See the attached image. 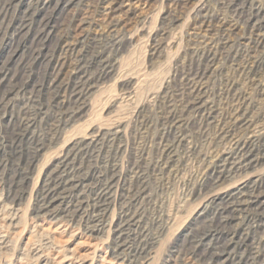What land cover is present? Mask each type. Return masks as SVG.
I'll return each mask as SVG.
<instances>
[{
  "label": "rangeland",
  "instance_id": "rangeland-1",
  "mask_svg": "<svg viewBox=\"0 0 264 264\" xmlns=\"http://www.w3.org/2000/svg\"><path fill=\"white\" fill-rule=\"evenodd\" d=\"M201 1L178 7L173 0H117L108 21L122 24L111 29L92 12L102 10L98 0H52L36 10L33 0H0V264H264V194L262 208L237 211L227 227L217 221L235 181L264 182V162L202 191L197 177L205 156L227 149V134L238 129L235 119L246 110L258 126L254 143L264 149V45L230 0H206L214 20L201 27L193 14ZM255 1L264 11V0ZM28 11H35L33 19L24 17ZM77 40L74 52L63 50ZM210 57L213 69L196 78ZM57 62L63 70L50 85ZM196 84L204 93L197 94ZM197 95L204 109L195 106ZM172 120L179 124L168 137L176 177L149 165L160 155L157 138ZM117 122L123 132L116 162L121 170L129 161L140 169L120 177L110 217L124 208L138 219L134 225L90 235L84 223L38 216L36 191L62 172L63 151L89 131ZM105 153L100 146L79 152L69 169L100 174ZM88 181L81 194L91 201L95 174ZM212 199L217 202L204 212ZM234 231L244 247L230 255L223 244ZM118 243L119 260L113 252ZM145 244L130 263V251Z\"/></svg>",
  "mask_w": 264,
  "mask_h": 264
},
{
  "label": "bare ground",
  "instance_id": "bare-ground-1",
  "mask_svg": "<svg viewBox=\"0 0 264 264\" xmlns=\"http://www.w3.org/2000/svg\"><path fill=\"white\" fill-rule=\"evenodd\" d=\"M33 1H34L33 6L35 8L34 10H36V7L38 5L40 4L44 5L47 3L49 4L52 0H33ZM125 1L132 2L133 0H125ZM192 1L193 0H173V2L178 7L187 6ZM238 1H241V3H238ZM254 1L255 0L253 1L230 0V5L232 8H235V10L241 16L245 17L246 20L245 24L248 28L251 29V34H256L259 37L258 42L260 44L263 43L264 45V11H263V7L255 1L257 4L256 5ZM98 2H100L101 5L103 6L102 10L100 9V7H95L92 12H96V11L99 12L102 16V22L106 23V26L108 28L111 29L118 28V26L122 24V21L120 20L115 22L108 21L109 15H111V13L116 9L117 0H98ZM196 7L193 13L194 18H196V21L201 25V27L210 26L214 19L209 14L210 12H208L206 6V0H202L201 3ZM34 12L35 11H28L25 13L24 17L26 18L30 17L31 19H33ZM49 22L50 19L45 21L43 30L41 29L42 35L48 33L46 29ZM91 24L92 21L89 20L88 26H90ZM78 45H79L78 40L73 41L68 45H66L63 50L65 51L71 50L72 52H74L75 49L78 47ZM214 63H215L214 57H210L207 67L202 72H198L196 78H199V76L202 77L208 71L212 70L214 67ZM262 65L264 67V63ZM62 66L63 64H61V66H58V62L54 66L55 67L54 70L56 71V74L55 77L53 78L52 84L50 85L53 84L55 85L57 83L59 79V74L61 70H63ZM194 88L197 94H199L200 91L202 90L198 88L197 84L194 86ZM204 102L202 99L200 100V97L197 95L195 99V106H197L199 110L204 109L201 107L202 105H204L203 104ZM136 117L137 119L140 120V114H138ZM235 120L240 123V126L238 127V129L232 130L228 134L226 133L228 138L227 149L225 148V150L221 152L209 156H205L204 159L201 161L203 169L202 171L199 172V174H197L199 191H202L207 186L210 187V186L218 185L222 181H226L227 179L241 175L245 171L249 170L251 167L258 164L261 165V163L264 162V149L256 146L257 144L254 143V138H256V131L258 128L254 119L248 115L246 110L245 112H243V114L238 115ZM140 124L142 125V127H145L147 125L145 124L144 119L140 120ZM178 125H179L178 120L176 123L174 122V120H172L171 124L168 127H166L165 132L159 138H157L159 140V142L157 143L158 144L157 149L160 152V155L157 157L155 161L150 162L149 164L154 169L160 171H169L171 174H174V177L178 176V173L177 170L173 168L174 158L172 156V153L174 147L168 141V137L170 136L171 132H173V134L175 133L174 131H176ZM122 132H123L122 124L120 122L113 123L112 125L109 126L107 125V127L101 126L95 131H89L88 133H86L82 138V140L77 145L75 146L73 145L72 148L65 149L61 156L62 157L61 163L63 167L62 172L60 171L61 173L56 174L51 178L45 180L42 186L36 191V214L40 217L50 218L51 220H55V221L62 220L64 218V223L70 226L73 224H79L80 226H82V224L84 223L85 225L83 226V228H85L87 233H89L90 235L95 233H102L105 230L109 231L114 226L116 227V230H122L126 226L128 227L130 225H134L133 222L135 223V220L138 219H134V216L129 215L127 209L121 208L120 213L114 219L110 217V213L112 210L111 196L114 195L113 192L115 193L116 189L119 186L120 177L122 175L125 176L129 173H137L138 170L140 169V165L137 162L129 161L126 167L122 168L121 170L119 164L116 162L117 161L116 159H118L120 157V154L122 153V145L119 144L117 145V142L119 141ZM30 134H32V132ZM43 146L44 143L37 144V146L35 147L33 157H31L33 158L31 162L34 161V159L37 157L39 151L43 148ZM98 146H100V149H102L104 152L108 154L106 157L107 165L102 173L96 174L95 171H91L90 173L81 174L80 169L78 170L69 169V160L72 158L73 155H76L79 152L87 153L89 152L90 149H94ZM93 173L95 174V179H97V186L95 188L94 187L90 188L89 191L90 193L92 190H95L97 192H95V196L90 201L89 199H85V197L81 193L84 187L86 186V183L89 182L88 180L94 178ZM263 188H264V182L260 179L251 180L249 179V177H245L243 179L240 178L237 181H235V183H233L230 189H228L226 196L223 197V201L219 205L218 211L222 215L223 219L221 220L218 219L217 221L218 222L220 221L222 225L227 227L229 223L232 221V218L235 217L237 211L245 212L249 208L251 209V207H257L258 209L262 208V199L264 194ZM22 191L23 189H21V191H19L18 193L17 192L14 193L15 194L14 198L15 199L21 198L23 195ZM215 202H217V199H212V201L205 206L204 212L208 210L210 207H212V205L210 204H213ZM237 235L238 234L236 233V231H234L232 236L231 235L227 236L229 237V239H226V243H224L225 241L224 242L222 241V243H224L223 244L224 246L223 245L222 246L225 247L227 250H229L228 254L230 255L233 253L232 252L233 249H240L244 247V241L241 239L237 240ZM235 239L237 241H234ZM263 239L264 237H261L259 241H262ZM122 246L123 245L121 243H118L113 248V252L115 253L114 255H116V258H118L117 260H119L121 258L120 256L123 254L120 251ZM145 249H146V244L143 245L141 248L138 247L137 249L131 250L130 253L128 252L129 254L127 260L130 261V263L134 262L136 257L140 256ZM111 255L113 256V254ZM113 259L111 257V260ZM111 260L105 259L107 263H111L112 262ZM69 264H76V262L70 260ZM183 264H186L185 261L183 262Z\"/></svg>",
  "mask_w": 264,
  "mask_h": 264
}]
</instances>
